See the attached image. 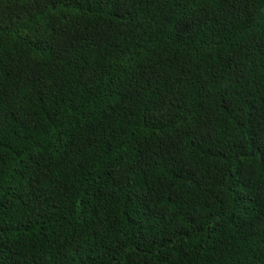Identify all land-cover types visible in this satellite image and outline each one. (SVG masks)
Returning a JSON list of instances; mask_svg holds the SVG:
<instances>
[{"label":"trees","instance_id":"1","mask_svg":"<svg viewBox=\"0 0 264 264\" xmlns=\"http://www.w3.org/2000/svg\"><path fill=\"white\" fill-rule=\"evenodd\" d=\"M0 264H264V0H0Z\"/></svg>","mask_w":264,"mask_h":264}]
</instances>
